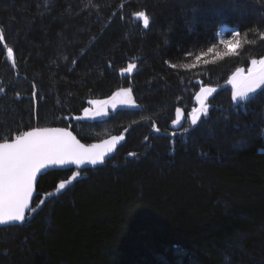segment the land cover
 Listing matches in <instances>:
<instances>
[{
	"label": "trees",
	"instance_id": "1",
	"mask_svg": "<svg viewBox=\"0 0 264 264\" xmlns=\"http://www.w3.org/2000/svg\"><path fill=\"white\" fill-rule=\"evenodd\" d=\"M222 24L239 30L235 55ZM262 34L264 0H0V103L27 115L21 132L120 88L136 102L103 126L127 136L104 167L40 178L26 224L0 229V264H264V91L246 111L212 101L190 135L168 131L200 87L264 57ZM80 126L63 127L99 140Z\"/></svg>",
	"mask_w": 264,
	"mask_h": 264
},
{
	"label": "snow or ice",
	"instance_id": "2",
	"mask_svg": "<svg viewBox=\"0 0 264 264\" xmlns=\"http://www.w3.org/2000/svg\"><path fill=\"white\" fill-rule=\"evenodd\" d=\"M145 28L149 25V17L144 12L136 13ZM233 39L220 42L225 46L227 51L223 55H235L241 47V42L235 37L240 33L233 31ZM264 38V34L262 37ZM0 39L3 36L0 35ZM211 51V50H210ZM12 49H8V56L12 57ZM199 59V57H198ZM251 67L248 69L247 76H242L241 82L237 77L241 76L243 69H237L236 74L229 80L232 84V101L235 102L236 108L246 105L255 99L256 90L264 86V58L259 60L252 59ZM136 67L135 64H129L124 71L131 72ZM216 91L215 88L202 87L201 93L197 96L199 108H194L189 115L192 127L185 130V134H191L197 131L202 121L208 119V106L205 103L207 98ZM264 91V89H262ZM131 90L124 89L117 92L113 97V108L117 97H126L121 100V104L135 107V102L130 96ZM93 104H107V101H91ZM85 116L89 115V110L85 109ZM107 115L103 106L93 113V116ZM181 120L180 110L177 109V118L173 120V125L179 124ZM158 131V129H157ZM175 133H173L174 135ZM123 139V136H113L101 145L85 146L81 144L72 132L66 128H46L34 127L28 131H22L15 136H9L5 131H0V225L11 223H22L25 221L26 210L31 212L30 203L33 198L35 184L38 176L46 174L47 170L53 166L76 165L80 166L90 164L96 166L104 163L105 156L112 152L116 144ZM106 146V151L101 150ZM132 155V154H130ZM80 176V171L73 172L68 181L59 183L56 192L48 195H56L66 189ZM43 203V201H41Z\"/></svg>",
	"mask_w": 264,
	"mask_h": 264
},
{
	"label": "rangeland",
	"instance_id": "3",
	"mask_svg": "<svg viewBox=\"0 0 264 264\" xmlns=\"http://www.w3.org/2000/svg\"><path fill=\"white\" fill-rule=\"evenodd\" d=\"M230 8L232 9V7H230ZM233 31H238L239 32L238 28H236V27H230V26L222 24L218 28V32L216 34V37H217V39L219 41H221L222 39H224V40L233 39V36L231 35V33ZM238 37H235V39H237ZM6 53H7V61L11 62L13 60V55H12V57H9L8 56V50H7ZM261 58H264V57H261ZM261 58H257V60H259ZM132 64H134V63H132ZM250 67H251V64L247 68H240V69H243V73H248V69ZM136 68H137V65L131 72L123 71L122 75L130 76L136 71ZM233 74L234 73H232V75ZM222 85L204 86V87H220ZM201 88L202 87H200L199 90L196 92L195 101L193 103V106L190 107V109H186L184 107H179V108L184 109V111H185V113L187 115V121H186V124L183 127V129H185L186 127H191L190 120H189V115H190V113H192L194 108H198L199 107V101L197 100V96L201 93ZM124 89H130V88H127V87L126 88H120V89L116 90L115 92H113L111 95H109L106 98L94 99V100L88 101L86 107L84 108V110L85 109L89 110V115L88 116H85V112L83 110L80 116H77V115L75 116L74 115V116H71V117L59 118L57 120L58 122H53V120H51V119L50 120H43V118H41L40 116L36 115V116H34L35 120L33 122L34 124H32V125H34L33 127H51V126H45V125L46 124H50V125L51 124L52 125L53 124H57L59 126H54V127H63L64 124L69 125V126H71L73 124H75V125L80 124L81 128L83 127L85 130H89L90 131V133H91L90 137H92V136L95 137V135H96V137L98 136L96 139L105 138V137L109 136L110 134L107 131H105L107 129V126L106 127H103V126L106 124V122L109 121L110 117L114 115L113 113H115V112H117L119 110H126V109H131V108H135L136 107V106L135 107H130V106L121 104V100L122 99H126V97L121 96V97H117L116 98L115 108H113L112 97L117 92H120L121 90H124ZM262 89H264V86H262ZM262 89H257L256 90V94L259 93ZM1 93H3L5 95V92H3V88L0 89V94ZM130 96H131V99L135 102V100L133 99L132 91L130 93ZM7 97L9 99L10 98V94ZM34 97H36V99H37V96H36L35 93H34ZM18 100H22V96L18 97ZM225 100H229L230 104L232 106H235V102L232 101V87L221 89L220 91H218L216 93H213L211 96H209L207 98L205 103L207 104L208 109H209L208 115H209L210 110L214 106V104H212V101H213V103H219V102H222V101H225ZM91 101H99V102L107 101L108 103L104 104V105H101V104L90 103ZM35 105H36V103H35ZM135 105H136V102H135ZM102 106H103L104 111L107 112V115L93 116V113H95V111L100 109ZM26 109L27 110H31L30 107H28V108L26 107ZM18 112L19 111H17L16 106H13V105H9L8 106V104L6 102H1L0 103V130L1 131L4 130V129L2 130L1 126H4V125H9L10 126L11 125L10 128L4 130L5 132H7L9 134V136H15L16 134H19L21 132L22 126H23L22 122L24 120L23 118L27 117L26 114L22 115V114H18ZM45 114H46L47 118H50V116H47V113H45ZM41 115L44 116L43 113ZM202 119H203V117H202ZM28 123H30V122H27V124ZM33 127H31V129ZM101 127H103V128H101ZM68 129H70V128H68ZM183 129L181 131H183ZM181 131H179V132H181ZM103 132H106L108 134H105L104 136L99 137V136L102 135ZM179 132H176L175 134H177ZM124 133H126V132H124ZM156 133H158L157 135H163L164 134L161 130H158V131L156 130ZM49 197L50 196H48V195L45 196V198H49ZM32 214H33V212H31V215Z\"/></svg>",
	"mask_w": 264,
	"mask_h": 264
},
{
	"label": "water",
	"instance_id": "4",
	"mask_svg": "<svg viewBox=\"0 0 264 264\" xmlns=\"http://www.w3.org/2000/svg\"><path fill=\"white\" fill-rule=\"evenodd\" d=\"M234 74H236V72H234ZM234 74H233V75H234ZM247 74H248V73H242L241 76H238V77H237V81H238V82H241V80H242V76H247ZM233 75L230 76L229 79H228V80H227L222 86H220V87H211V88H215V89H216V91H215L214 93H216V92H218V91H220L221 89H224V88H230V87H233L232 84L229 83V80L233 77ZM205 102H206V101H205ZM198 108H199V107H198ZM177 109L180 110L181 120H180L179 124H177V125L174 126L172 122H173V120H176V118H177ZM177 109H176V111H175L174 119L170 122L169 127H168V131H169L170 133H176V132L181 131V130L183 129V127L185 126L186 121H187V115H186L184 109H182V108H177ZM46 128H65V127H46ZM66 129H67L68 131L72 132V135L75 136L76 139H77L81 144H84L86 147H87V146H90V145H101V144H103L104 141H106V140H110L111 137H113V136H123V139L120 140V141L116 144V146H115V148L113 149L112 152H108V153H107V155L105 156L104 163H102V164H98V165H96V166H93V165H90V164H86V165L80 166L79 168H78L76 165H65V166H59V165H58V166H53V167L49 168V169L47 170L46 174L49 173V172H52V171H65V170H70V169H77V170H96V169H98V168L104 167V166L107 164V162H109L111 159L114 158V156H116V154L118 153L119 148H120L121 146H123V145L125 144L126 140H127V136H126V134H125V133H120V134H113V135L107 136V137H105V138H102V139H99V140L93 141V142H91V143H89V144H86V143L82 142V141L76 136V134H75L72 130H70V129H68V128H66ZM29 130H31V129H29ZM27 131H28V130H27ZM101 150L106 151V146H105L104 149H101ZM46 174H45V175H46ZM43 176H44V175H43ZM41 177H42V176H38V181H37V183L35 184V189H34L33 198H32V201H31V203H30V208H31V209H32V207H33L34 200H35V198H36V196H37V185H38V182H39V180H40ZM30 213H31V212H29V211L26 210V212H25L26 219H25L24 222H22V223H11V224H7V225H0V229H1V228H8V227H17V226H22V225L26 224V222H27V220H28V217H29V214H30Z\"/></svg>",
	"mask_w": 264,
	"mask_h": 264
}]
</instances>
